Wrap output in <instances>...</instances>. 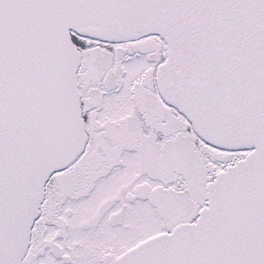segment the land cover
I'll return each instance as SVG.
<instances>
[{"label":"snow or ice","instance_id":"1","mask_svg":"<svg viewBox=\"0 0 264 264\" xmlns=\"http://www.w3.org/2000/svg\"><path fill=\"white\" fill-rule=\"evenodd\" d=\"M0 264H264V0H0Z\"/></svg>","mask_w":264,"mask_h":264}]
</instances>
